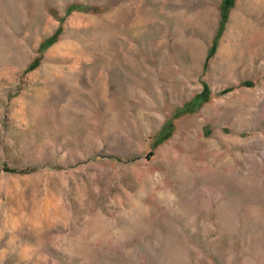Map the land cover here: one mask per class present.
<instances>
[{
    "label": "rangeland",
    "instance_id": "rangeland-1",
    "mask_svg": "<svg viewBox=\"0 0 264 264\" xmlns=\"http://www.w3.org/2000/svg\"><path fill=\"white\" fill-rule=\"evenodd\" d=\"M0 264H264V2L0 0Z\"/></svg>",
    "mask_w": 264,
    "mask_h": 264
},
{
    "label": "bare ground",
    "instance_id": "bare-ground-1",
    "mask_svg": "<svg viewBox=\"0 0 264 264\" xmlns=\"http://www.w3.org/2000/svg\"><path fill=\"white\" fill-rule=\"evenodd\" d=\"M262 2H264V1L262 0Z\"/></svg>",
    "mask_w": 264,
    "mask_h": 264
}]
</instances>
